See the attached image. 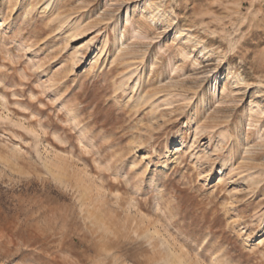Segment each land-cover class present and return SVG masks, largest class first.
<instances>
[{"label": "rangeland", "instance_id": "374dc122", "mask_svg": "<svg viewBox=\"0 0 264 264\" xmlns=\"http://www.w3.org/2000/svg\"><path fill=\"white\" fill-rule=\"evenodd\" d=\"M184 263L264 264V0H0V264Z\"/></svg>", "mask_w": 264, "mask_h": 264}, {"label": "bare ground", "instance_id": "6f19581e", "mask_svg": "<svg viewBox=\"0 0 264 264\" xmlns=\"http://www.w3.org/2000/svg\"><path fill=\"white\" fill-rule=\"evenodd\" d=\"M117 37V36H116ZM201 104L203 105V102H201ZM199 107V106H198ZM70 172V171H69ZM60 174V173H59ZM76 175V174H75ZM82 184H83V182H82ZM78 185V184H77ZM80 187V186H79ZM83 196V195H82ZM85 198V197H84ZM88 200V199H87ZM83 201H85V200H83ZM82 201V202H83ZM86 202V201H85ZM85 202H83L84 204H85ZM86 205V204H85ZM91 213V212H90ZM180 258H182V257H180ZM185 264V263H184Z\"/></svg>", "mask_w": 264, "mask_h": 264}]
</instances>
